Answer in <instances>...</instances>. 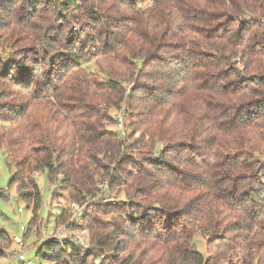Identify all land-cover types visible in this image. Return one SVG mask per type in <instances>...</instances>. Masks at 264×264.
Returning a JSON list of instances; mask_svg holds the SVG:
<instances>
[{
    "label": "trees",
    "instance_id": "16d2710c",
    "mask_svg": "<svg viewBox=\"0 0 264 264\" xmlns=\"http://www.w3.org/2000/svg\"><path fill=\"white\" fill-rule=\"evenodd\" d=\"M0 46L17 54L0 57V148L24 237L40 172L52 203L126 189L87 215L84 257L47 238L43 262L264 264V0H0ZM123 101L125 136L106 128ZM10 244L0 229V257Z\"/></svg>",
    "mask_w": 264,
    "mask_h": 264
},
{
    "label": "rangeland",
    "instance_id": "374dc122",
    "mask_svg": "<svg viewBox=\"0 0 264 264\" xmlns=\"http://www.w3.org/2000/svg\"><path fill=\"white\" fill-rule=\"evenodd\" d=\"M8 55L9 57L10 55H12V57L14 58L17 57V54L12 53L7 46H0V57ZM82 66L91 72H97L99 70L95 61L90 58L83 60ZM101 77L105 78L103 74H101ZM118 114L123 115L124 132L128 133L129 128H127L126 126L128 122V107L125 101L121 103V107L110 109V115L112 119L106 121V128L113 130L114 132L121 133L120 131H118L115 120ZM160 146L161 145H159V147ZM254 154L264 162V141H262L260 145L256 147ZM153 155H157V151H155ZM140 164L141 161L139 160L136 163L135 168H138ZM135 168L130 169L135 172ZM12 172V168L6 163L4 149L0 148V229L5 230L9 237L12 234L23 236L25 234L24 230L29 229V220L32 215V212L26 207L25 202L17 196L16 186L8 185ZM36 179L42 194V205L38 212L37 220L39 229L38 231H35L36 228L32 229L30 233L24 237V245L22 246V249L25 250L26 259L32 260L31 264H47L36 255V248L41 244L42 241L46 240L47 237L51 235L58 227V225L55 224V219L58 217L62 208L68 210V206L72 201L67 195H65L60 200H54V202L52 203L51 197L53 194V185L49 183L46 174L44 172H40L39 174H37ZM125 193L126 189H124L123 186L119 189L116 188L112 190H108L107 188H105L103 193L98 191V195L95 197L94 201H91V205L89 204L90 206H88L90 208V212H92V209L96 204H117L112 202H105L104 199L106 198L118 202V200L125 198ZM58 202H60V204H57ZM19 207L22 208L21 212L18 211ZM112 216L113 214H108L103 215L102 218L104 220H107ZM193 243L199 252H201L202 254L206 253V240L200 233H197L194 236ZM83 249L84 251L86 250V252L84 255H81V257H84L86 255L87 251L90 249V244L88 243L87 247ZM7 251L12 252L8 256L0 257V264H15L18 261V259L15 258L17 255L18 247L16 245H13L11 242ZM99 257V255L96 256L95 264H98ZM107 262H109L110 264L111 260H105V263Z\"/></svg>",
    "mask_w": 264,
    "mask_h": 264
},
{
    "label": "built area",
    "instance_id": "2783aa9c",
    "mask_svg": "<svg viewBox=\"0 0 264 264\" xmlns=\"http://www.w3.org/2000/svg\"><path fill=\"white\" fill-rule=\"evenodd\" d=\"M115 120L118 131L121 132L120 134L125 136L123 127V115L118 114ZM106 186V183L98 184L97 188L100 192L103 193L105 188H107ZM94 199L95 198L88 199L84 202H71L68 206V219L66 220V222L59 224L54 232L47 238H51L57 243H66L68 245H73L76 248L80 249V255H84L86 250L84 251L83 248H86L89 243V231L85 226V219L90 212V208L88 206L91 205V201H94ZM104 201L116 203L115 201L106 198L104 199ZM18 211L21 212L22 208L19 207ZM24 231L26 232L27 230L25 229ZM10 239L12 244L18 247L17 255L15 257L16 259H18V261L15 264H31L32 260L26 259L25 250L22 249V246L24 245V235L19 236L17 234H12L10 236ZM11 252L12 251L8 252L6 256H8ZM106 254L103 253L99 255L100 257L98 258V264H107L105 263V260H107Z\"/></svg>",
    "mask_w": 264,
    "mask_h": 264
},
{
    "label": "crops",
    "instance_id": "0c3cea01",
    "mask_svg": "<svg viewBox=\"0 0 264 264\" xmlns=\"http://www.w3.org/2000/svg\"><path fill=\"white\" fill-rule=\"evenodd\" d=\"M50 203H51V202H50ZM51 204H52V203H51ZM55 224H56V223H55ZM27 231H28V230H27ZM27 231H26V232H27ZM26 232H25V233H26Z\"/></svg>",
    "mask_w": 264,
    "mask_h": 264
}]
</instances>
